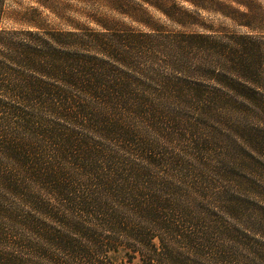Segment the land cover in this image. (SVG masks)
I'll return each instance as SVG.
<instances>
[{
    "label": "trees",
    "instance_id": "1",
    "mask_svg": "<svg viewBox=\"0 0 264 264\" xmlns=\"http://www.w3.org/2000/svg\"><path fill=\"white\" fill-rule=\"evenodd\" d=\"M6 1L0 264H264V36L5 30Z\"/></svg>",
    "mask_w": 264,
    "mask_h": 264
},
{
    "label": "rangeland",
    "instance_id": "2",
    "mask_svg": "<svg viewBox=\"0 0 264 264\" xmlns=\"http://www.w3.org/2000/svg\"><path fill=\"white\" fill-rule=\"evenodd\" d=\"M112 22L142 32L164 27L264 36V0H7L2 28L69 29L81 24L100 29L98 24ZM114 259L126 264L121 254Z\"/></svg>",
    "mask_w": 264,
    "mask_h": 264
}]
</instances>
